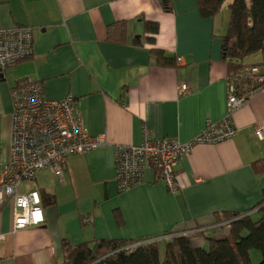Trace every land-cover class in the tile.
Segmentation results:
<instances>
[{
    "label": "crops",
    "instance_id": "1",
    "mask_svg": "<svg viewBox=\"0 0 264 264\" xmlns=\"http://www.w3.org/2000/svg\"><path fill=\"white\" fill-rule=\"evenodd\" d=\"M172 3L174 10L165 12L159 0H0V28L28 25L34 34L32 55L0 72V170L12 152V89L26 82H42L48 99L73 95L84 127L107 139L71 156L61 175L45 168L21 184V192L37 190L55 202L46 205L42 199L45 222L21 229L14 228L13 205H4L0 264H59L66 244L184 229L197 247L206 248L199 231L219 235L217 212L261 217L264 171L253 165L264 160V138L256 135V126L264 124V89L233 113L234 138L196 144L180 160L179 190H168L153 170L144 183L118 190L116 147L141 144L145 125L157 139L187 143L208 121L228 113L222 37L229 12L204 18L197 0ZM122 21L125 41L109 40V28ZM146 21L158 23L156 35L146 33ZM152 49L179 57L177 66H159ZM245 62L262 63L264 53ZM181 85L188 92L180 94Z\"/></svg>",
    "mask_w": 264,
    "mask_h": 264
},
{
    "label": "built area",
    "instance_id": "2",
    "mask_svg": "<svg viewBox=\"0 0 264 264\" xmlns=\"http://www.w3.org/2000/svg\"><path fill=\"white\" fill-rule=\"evenodd\" d=\"M33 28L18 25L0 28V72L29 58L33 53ZM261 70L255 66L253 73ZM262 78V77H261ZM257 90L239 94L233 83H228V113L218 121H208L206 129L187 143L175 137L157 139L148 126L143 128L139 145L120 144L115 151L116 181L119 191L129 190L144 183L150 170L168 190L180 189V160L199 143L217 144L234 138L237 128L233 113L244 106ZM180 94L188 92L179 86ZM13 121L12 152L0 170V211L7 202L13 205L15 229L38 226L45 222L42 197L37 190L20 191L25 181H32L45 168L61 175L73 155L86 154L107 143L105 135L93 136L84 127L73 95L48 99L42 82H26L12 89ZM256 135L264 138V124L256 126ZM89 216L86 221H91Z\"/></svg>",
    "mask_w": 264,
    "mask_h": 264
},
{
    "label": "trees",
    "instance_id": "3",
    "mask_svg": "<svg viewBox=\"0 0 264 264\" xmlns=\"http://www.w3.org/2000/svg\"><path fill=\"white\" fill-rule=\"evenodd\" d=\"M204 18H213L222 11L226 0H197ZM165 12L174 10L172 0H159ZM230 21L227 33L222 37L223 58L227 62L228 83L236 85L239 94L264 89V62L246 63V59L264 53V0H232L229 3ZM146 33L156 35L159 25L146 21ZM126 23L117 22L109 28V40L124 42ZM148 41L155 43V37ZM139 44V39H135ZM159 66L175 67L179 57L168 55L164 50L152 49ZM259 74L253 73V67ZM262 77V78H261ZM256 171H264V160L254 163ZM43 203L51 205L54 196L42 195ZM262 213L257 220L240 212H217L212 237L206 229L200 230L209 249L197 247L187 229L168 231L158 236L141 239H109L79 244H66L59 264H254L253 250L262 253L259 264H264V192L259 203ZM256 208V207H255ZM199 227V226H198ZM192 228V229H197ZM213 230V229H212ZM224 230L227 232L224 233ZM163 243V248L159 245Z\"/></svg>",
    "mask_w": 264,
    "mask_h": 264
},
{
    "label": "rangeland",
    "instance_id": "4",
    "mask_svg": "<svg viewBox=\"0 0 264 264\" xmlns=\"http://www.w3.org/2000/svg\"><path fill=\"white\" fill-rule=\"evenodd\" d=\"M230 0H226V2L224 3V6H223V8H222V10H225L226 9V11L225 12H229V15L227 14V16H226V18H227V20H228V23H229V21H230V8H229V2ZM220 14H222V11H221V13ZM248 59V58H247ZM255 220H257L259 217H254V216H252ZM162 248H163V243H161V244H159ZM206 249H209V245H207V247H206ZM251 256H252V260H253V263L254 264H259L260 263V261H261V259H262V253L259 251V250H253L252 252H251Z\"/></svg>",
    "mask_w": 264,
    "mask_h": 264
}]
</instances>
